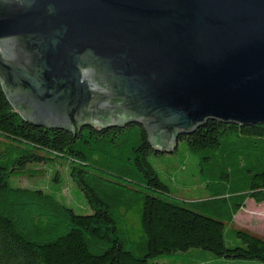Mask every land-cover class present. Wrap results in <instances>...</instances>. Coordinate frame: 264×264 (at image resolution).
<instances>
[{"label":"water","instance_id":"water-1","mask_svg":"<svg viewBox=\"0 0 264 264\" xmlns=\"http://www.w3.org/2000/svg\"><path fill=\"white\" fill-rule=\"evenodd\" d=\"M0 80L36 126L138 122L168 152L264 122V0H0Z\"/></svg>","mask_w":264,"mask_h":264},{"label":"trees","instance_id":"trees-1","mask_svg":"<svg viewBox=\"0 0 264 264\" xmlns=\"http://www.w3.org/2000/svg\"><path fill=\"white\" fill-rule=\"evenodd\" d=\"M178 141L203 190L184 203L154 166L151 157L167 151L150 143L144 125L36 126L0 80V264H166L155 259L173 254L182 258L171 264H264V235L227 228L249 199L264 202V122L208 120ZM57 158L69 160L87 212L13 182Z\"/></svg>","mask_w":264,"mask_h":264},{"label":"rangeland","instance_id":"rangeland-1","mask_svg":"<svg viewBox=\"0 0 264 264\" xmlns=\"http://www.w3.org/2000/svg\"><path fill=\"white\" fill-rule=\"evenodd\" d=\"M151 160L161 178L169 185L172 196L176 201L184 203L185 200L203 195V190L200 189L202 184L197 176L196 162L190 158V153L184 142L178 141L177 148L160 156H152ZM30 167L34 170H43V172L35 176L14 178L13 182L17 185L41 188L55 194L77 212H87L84 197L70 175L69 160L57 158L53 162L32 164ZM230 227L246 228L264 235V202L257 203L253 199H249L246 205L235 215L233 222L227 224V228ZM175 257L182 258L173 254L161 255L155 260L171 264V260ZM189 259L191 258L189 257ZM232 262H225V259L214 257L210 259L208 264H234ZM247 262L246 264H250Z\"/></svg>","mask_w":264,"mask_h":264}]
</instances>
